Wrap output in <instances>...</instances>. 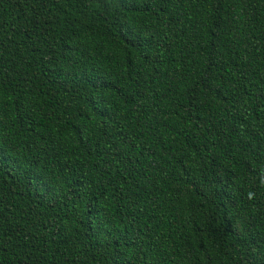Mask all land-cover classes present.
I'll use <instances>...</instances> for the list:
<instances>
[{
    "label": "trees",
    "instance_id": "1",
    "mask_svg": "<svg viewBox=\"0 0 264 264\" xmlns=\"http://www.w3.org/2000/svg\"><path fill=\"white\" fill-rule=\"evenodd\" d=\"M0 264H264V0H0Z\"/></svg>",
    "mask_w": 264,
    "mask_h": 264
}]
</instances>
